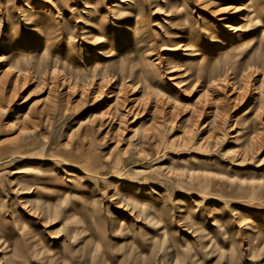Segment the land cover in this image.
I'll return each instance as SVG.
<instances>
[{"label":"rangeland","instance_id":"1","mask_svg":"<svg viewBox=\"0 0 264 264\" xmlns=\"http://www.w3.org/2000/svg\"><path fill=\"white\" fill-rule=\"evenodd\" d=\"M0 264H264V0H0Z\"/></svg>","mask_w":264,"mask_h":264},{"label":"bare ground","instance_id":"2","mask_svg":"<svg viewBox=\"0 0 264 264\" xmlns=\"http://www.w3.org/2000/svg\"><path fill=\"white\" fill-rule=\"evenodd\" d=\"M120 2H125V0H119ZM191 1H193V2H195V1H199V0H191ZM111 6H115V4H111ZM89 7V5H85V8H88ZM229 7V8H228ZM231 7L230 6H225L224 8H222V9H230ZM245 8V7H244ZM221 9V10H222ZM243 9V8H242ZM225 11L223 10V11H219V12H217L218 13V15H217V20L218 21H220V22H222V21H225V19H227L226 18V16L223 14ZM233 12V11H232ZM248 17L249 16H247V14H240L239 16H237V19L238 20H243L244 21V19H248ZM250 18V17H249ZM236 20V19H235ZM164 23H166V21H165V19H163L162 20ZM225 22H222V24H224ZM225 25V24H224ZM226 27H228L227 25H225ZM232 26V25H231ZM231 26H229V27H231ZM232 30V28H228V30ZM237 29V28H236ZM48 30L50 31V29H49V27H48ZM51 32V31H50ZM95 39L93 38L92 39V41H94ZM92 41H91V43H92ZM186 41V40H185ZM176 46H175V48H178V47H183L182 48V50H184V49H189V43L188 42H185V43H181L180 41L178 42V44H175ZM192 48V47H191ZM194 51L193 50H191V49H189V50H187L185 53H183L182 55H185V56H189L190 54H192ZM97 53H100L99 51L97 52ZM104 58V57H103ZM228 60V61H227ZM220 61V63H218ZM218 62H216V63H212V64H210L209 66L208 65H202L201 64V66H196L195 68H196V73L195 74H197L196 76H197V78L195 79L196 81L194 82V84H192V86H194L196 83H197V80H199V79H201V78H203V76L204 75H207V76H211V74L212 75H214V74H216L215 72L216 71H218V68L220 67H223V66H226V65H228V67L230 68V69H232V70H235V66H234V64H232L231 63V61L229 60V59H221V60H218ZM155 63H157V62H155ZM97 65H99V64H97ZM114 66L115 65H113L112 67H113V69H115L114 68ZM122 65H120L118 68H120ZM103 67V66H102ZM116 67V66H115ZM204 67L207 69L208 67H210V73H204ZM117 68V69H118ZM104 69V68H103ZM121 69V72H123V67H121L120 68ZM199 69H200V71H199ZM205 69V70H206ZM109 69L108 68H106V69H104L103 71H101V68L98 70V71H96V69H92V71L90 72V74L89 75H91V76H94L96 73L101 77V80H103V76H105V74L107 75V74H109ZM225 71V70H224ZM230 71V70H229ZM231 72V71H230ZM243 72V71H242ZM87 74V73H86ZM106 77V76H105ZM225 78V75H223L222 76V78H219V76H216V77H214V78H210L209 80H206V81H208V84H207V87H209L210 85H211V83L212 82H215V81H220V80H223ZM180 81H183V79H181ZM186 81V80H185ZM92 83V78L89 80V82H85L84 83V85H90ZM103 83L104 82H100L99 84H98V87H97V89H99V90H97L98 92H100L101 90H100V88H102V85H103ZM189 86H190V84H189ZM191 86V87H192ZM241 99H242V97H241ZM252 106L253 105H251L249 108H247V110H245L242 114H245V113H251L250 112V110H251V108H252ZM256 108V107H255ZM247 117V116H246ZM251 117V116H250ZM240 118V117H239ZM245 118V117H244ZM249 118V117H248ZM245 120H246V118H245ZM249 127V126H248Z\"/></svg>","mask_w":264,"mask_h":264}]
</instances>
